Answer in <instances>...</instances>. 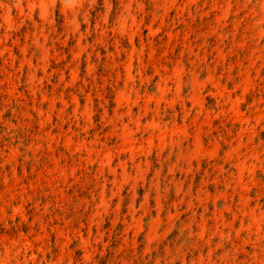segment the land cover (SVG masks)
<instances>
[{
	"label": "rangeland",
	"instance_id": "rangeland-1",
	"mask_svg": "<svg viewBox=\"0 0 264 264\" xmlns=\"http://www.w3.org/2000/svg\"><path fill=\"white\" fill-rule=\"evenodd\" d=\"M0 264H264V0H0Z\"/></svg>",
	"mask_w": 264,
	"mask_h": 264
}]
</instances>
